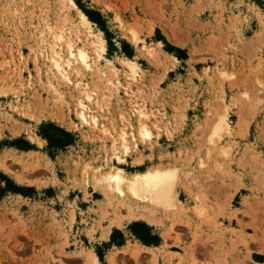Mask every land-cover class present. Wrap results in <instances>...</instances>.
Wrapping results in <instances>:
<instances>
[{"label":"rangeland","instance_id":"1","mask_svg":"<svg viewBox=\"0 0 264 264\" xmlns=\"http://www.w3.org/2000/svg\"><path fill=\"white\" fill-rule=\"evenodd\" d=\"M74 1L0 0V264H264V0ZM52 31L102 53L100 71L59 79L41 51ZM76 79L99 128L78 117ZM54 128L72 143L51 146ZM112 166L175 169L179 201L158 206L127 185L105 195L94 179ZM135 225L159 247L115 258Z\"/></svg>","mask_w":264,"mask_h":264},{"label":"bare ground","instance_id":"2","mask_svg":"<svg viewBox=\"0 0 264 264\" xmlns=\"http://www.w3.org/2000/svg\"><path fill=\"white\" fill-rule=\"evenodd\" d=\"M60 1L63 2L64 4H67V5L70 4V5L77 6L74 0H60ZM80 19H81V22L83 25H85L86 27L90 26L91 21L85 13H83V12L80 13ZM51 30L52 29H50V31ZM91 34L93 37L91 36ZM91 34H90V36L92 38L91 43H92L93 47L94 46L96 47L95 49L97 51V45L99 43H101V41L98 38L97 39L95 38V34L93 32ZM51 35L55 39V41L49 47L48 41L45 42V40H43L42 45H41V51L43 54L47 53V57L51 62V67L55 70V73H56L55 75L61 77V78L58 77L59 79H62V80H65V82L67 81V82L71 83L74 80L73 79L74 74L76 75V77L77 76L82 77L83 70L97 71L99 69L98 71H100V66L97 70H96V68L98 67V64H100L98 59L102 56L101 55L102 53L99 55L98 59L95 57L93 58L89 53V47H87V46L77 47L75 45L74 41H72L69 38H65V36L63 34L57 33L55 31H52ZM103 48H104V46H103ZM102 58H103V56H102ZM108 62H111V61H108ZM130 62H132V61H130ZM130 62H128V64ZM133 63L134 62H132L133 66L130 65V68H132L131 72L134 73L133 75L136 76L135 74L138 73V70H137L138 67L136 66L137 64L135 65ZM98 73H100V72H98ZM76 82H77V84H76L77 87H80V89H81V92H82L81 95L83 94V98L80 97V99L78 100V111H77L78 117L80 118V120L83 123H86V124H88L92 127H95V128H99L100 124L98 121V116L96 115L94 108H93V105H94V102H96L95 101L96 99L93 98V95L91 93L92 90L90 91V88H88L82 84L83 80L76 79ZM138 112L140 113V116L142 118L140 120L139 133L142 136V138H144V139L149 138L150 139V137L152 136V132L150 130V127H148L149 125L147 124L149 121L146 123L143 120L144 118H148L149 114L145 110H138ZM148 120H149V118H148ZM224 124H225V122H224ZM225 125L223 126V124H221L222 127L219 126L218 131H221V129L223 127L225 128ZM101 130L105 134L108 133V129H106L105 127H102ZM126 135H127L126 132H124L122 134L121 144L123 146L122 148H124L125 151H129L130 150L129 149L130 143L127 142L128 139L126 138ZM114 144H113V146H114ZM115 146H116V148H115ZM115 146H114L115 151H117V152H118V150L120 151V149L117 147V144H115ZM114 148H113V150H114ZM114 154H115V152H114ZM115 155H117V154H115ZM117 156H119V155H117ZM117 156H116V158H117ZM118 160L124 161L123 159L120 158V156L118 157ZM107 165L109 166L108 163H107ZM116 166H112L113 168L109 169V171L106 174H104V175L100 174V177L98 176V177H95V179H94V180H96L95 184L97 182H99L98 184H101L100 182L103 183V181L106 182V185L103 183L105 185L104 186L105 195H106V193L107 194L113 193V191L121 193L124 190L123 189L124 185H127L129 188V191H131L134 195L139 196V197H143V198L148 197V199H151V201L152 200L155 201V204H157V202H159V203L164 204L167 207L168 206L172 207V206L176 205L177 202L179 201L178 197H177L176 190H175L176 184H177L176 183V177L178 179V173L176 175L177 171L175 169H172V168H168V169L155 168L153 170H148L145 172H137V173L132 174V176H131L127 173V171L125 169H123L122 167H116ZM3 168L7 172L12 174L13 171L11 170V168L6 167L5 165L3 166ZM20 180H24V179L20 178ZM20 182H22V181H20ZM99 187H100V185H99ZM106 187L109 189L108 190V191H110L109 193L106 190ZM106 197H108V196H106ZM158 206H160V205H158ZM129 211H130L129 216L131 218L135 219L138 217H142L146 221L153 222V223L156 222L154 217L147 212H141L138 210L135 211L132 208H130ZM150 213H152V212H150ZM124 218H126V217H124ZM121 222H120V224H121ZM108 230L110 231V229H108ZM109 231H107L106 234ZM249 251H251V250L249 249ZM247 254H248V257L250 258L249 252H247ZM246 257H247V255H246ZM91 258H92V260L90 259L91 264H99L97 256L95 257L94 254H91ZM112 261H113V263H115L114 259ZM244 261L242 260V262H244ZM237 264H239V263H237ZM245 264H249V263H246V261H245Z\"/></svg>","mask_w":264,"mask_h":264},{"label":"trees","instance_id":"3","mask_svg":"<svg viewBox=\"0 0 264 264\" xmlns=\"http://www.w3.org/2000/svg\"><path fill=\"white\" fill-rule=\"evenodd\" d=\"M88 15L91 19H94L91 14ZM54 130L60 133V135L55 136V134H44L51 146H66L72 143L73 136L70 133L59 128H54ZM133 232L142 242L146 244H153L159 241V237L157 235H154L152 233V230L146 225H141L140 227H137L135 225L133 227Z\"/></svg>","mask_w":264,"mask_h":264},{"label":"crops","instance_id":"4","mask_svg":"<svg viewBox=\"0 0 264 264\" xmlns=\"http://www.w3.org/2000/svg\"><path fill=\"white\" fill-rule=\"evenodd\" d=\"M156 247H159V245H152V244L149 245V244L142 242L140 239H137V240H132V241L127 240L122 246L120 247L115 246L113 247V249L117 250V253L115 254V258H118V257L120 259L125 258L127 261H132V260H136L135 257L133 256L135 251L140 250L138 254H136L135 256H138V257L140 256V259H141L144 257H149L151 255L152 250H154ZM147 254H149V256H147ZM73 260L78 261L79 258L75 257L73 258Z\"/></svg>","mask_w":264,"mask_h":264}]
</instances>
